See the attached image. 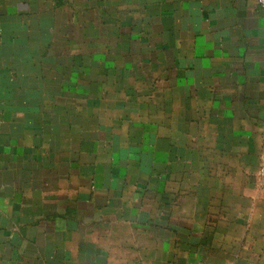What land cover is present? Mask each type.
<instances>
[{"label": "crops", "instance_id": "obj_1", "mask_svg": "<svg viewBox=\"0 0 264 264\" xmlns=\"http://www.w3.org/2000/svg\"><path fill=\"white\" fill-rule=\"evenodd\" d=\"M256 0H0V264H264Z\"/></svg>", "mask_w": 264, "mask_h": 264}, {"label": "built area", "instance_id": "obj_2", "mask_svg": "<svg viewBox=\"0 0 264 264\" xmlns=\"http://www.w3.org/2000/svg\"><path fill=\"white\" fill-rule=\"evenodd\" d=\"M256 2L261 8H264V0H256ZM260 173L264 177V167L261 168Z\"/></svg>", "mask_w": 264, "mask_h": 264}, {"label": "rangeland", "instance_id": "obj_3", "mask_svg": "<svg viewBox=\"0 0 264 264\" xmlns=\"http://www.w3.org/2000/svg\"><path fill=\"white\" fill-rule=\"evenodd\" d=\"M262 176V175H261Z\"/></svg>", "mask_w": 264, "mask_h": 264}]
</instances>
